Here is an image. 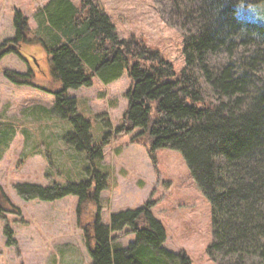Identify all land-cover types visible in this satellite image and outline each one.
<instances>
[{
    "label": "trees",
    "instance_id": "trees-1",
    "mask_svg": "<svg viewBox=\"0 0 264 264\" xmlns=\"http://www.w3.org/2000/svg\"><path fill=\"white\" fill-rule=\"evenodd\" d=\"M259 1L174 0L167 18L184 36L179 72L156 48L119 37L110 16L91 0H47L44 37H36L62 84L55 111L74 126L65 141L75 143L89 161L102 157L108 137L93 144L89 120L64 92L90 86L94 78L107 84L126 69L131 85L116 137L138 128L133 141L142 139L154 167L157 149L180 151L211 203L213 237L207 253L218 264H264V24L240 18L236 9L239 3ZM13 25L14 36L0 43V60L27 41L28 18L18 9ZM4 75L17 84L30 82L28 74L4 70ZM106 185L105 173L93 167L79 182L19 183L15 190L25 200L76 195L81 204L97 203ZM151 205L147 201L112 212L108 223L97 212L90 264H191L183 250L163 247L166 229ZM125 227L134 240L123 247L114 243L112 232ZM5 232L7 243H13L11 229Z\"/></svg>",
    "mask_w": 264,
    "mask_h": 264
},
{
    "label": "rangeland",
    "instance_id": "rangeland-1",
    "mask_svg": "<svg viewBox=\"0 0 264 264\" xmlns=\"http://www.w3.org/2000/svg\"><path fill=\"white\" fill-rule=\"evenodd\" d=\"M46 1L0 0V43L14 36L17 9L29 24L27 41L15 45L18 53L5 54L0 60V264H90L95 214L108 223L112 212L147 201H152L151 211L166 229L164 248L174 253L183 250L191 264H218L207 253L213 237L211 203L180 151L157 149L154 167L142 139L133 141L138 128L116 137L114 129L122 124L125 92L131 85L126 69L107 84L94 78L90 86L64 92L76 99L78 113L89 120L93 144L108 137L102 157L89 161L75 143L65 141L74 126L55 111V96L62 84L53 76L48 53L36 38L44 37ZM72 1L78 4L80 0ZM91 1L110 16L119 37L156 48L176 72L181 70L184 36L168 20L174 0ZM237 15L264 24V0L239 3ZM261 68L264 71V65ZM4 70L28 74L30 82H11ZM93 167L105 173L107 180L97 203L79 204L76 195L25 200L15 190L19 183L79 182L90 177ZM8 227L14 240L11 244L5 232ZM112 236L123 247L134 240L128 227Z\"/></svg>",
    "mask_w": 264,
    "mask_h": 264
},
{
    "label": "bare ground",
    "instance_id": "bare-ground-1",
    "mask_svg": "<svg viewBox=\"0 0 264 264\" xmlns=\"http://www.w3.org/2000/svg\"><path fill=\"white\" fill-rule=\"evenodd\" d=\"M236 9H237V6H236Z\"/></svg>",
    "mask_w": 264,
    "mask_h": 264
}]
</instances>
